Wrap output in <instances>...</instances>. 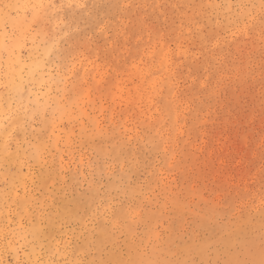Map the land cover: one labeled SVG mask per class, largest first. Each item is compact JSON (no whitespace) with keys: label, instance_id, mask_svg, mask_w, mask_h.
<instances>
[{"label":"rangeland","instance_id":"rangeland-1","mask_svg":"<svg viewBox=\"0 0 264 264\" xmlns=\"http://www.w3.org/2000/svg\"><path fill=\"white\" fill-rule=\"evenodd\" d=\"M0 264H264V0H0Z\"/></svg>","mask_w":264,"mask_h":264},{"label":"bare ground","instance_id":"bare-ground-1","mask_svg":"<svg viewBox=\"0 0 264 264\" xmlns=\"http://www.w3.org/2000/svg\"><path fill=\"white\" fill-rule=\"evenodd\" d=\"M16 24V23H15Z\"/></svg>","mask_w":264,"mask_h":264}]
</instances>
